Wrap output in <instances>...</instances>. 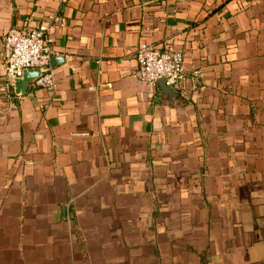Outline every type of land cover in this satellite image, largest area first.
<instances>
[{
  "label": "crops",
  "instance_id": "obj_1",
  "mask_svg": "<svg viewBox=\"0 0 264 264\" xmlns=\"http://www.w3.org/2000/svg\"><path fill=\"white\" fill-rule=\"evenodd\" d=\"M55 15L56 88L5 93ZM142 43L202 84L140 83ZM0 264H264V0H0Z\"/></svg>",
  "mask_w": 264,
  "mask_h": 264
},
{
  "label": "built area",
  "instance_id": "obj_2",
  "mask_svg": "<svg viewBox=\"0 0 264 264\" xmlns=\"http://www.w3.org/2000/svg\"><path fill=\"white\" fill-rule=\"evenodd\" d=\"M64 25V20L55 15L51 20L27 28H11L4 39V68L8 78L2 90L10 94L27 69L40 68L41 74L34 82L44 88L55 89L57 78L52 64L54 54L53 28ZM138 80L148 88H154L161 79L174 89H184L186 83L202 84V72L195 69L187 72L183 50L168 45L160 49L151 43H142L136 49Z\"/></svg>",
  "mask_w": 264,
  "mask_h": 264
},
{
  "label": "water",
  "instance_id": "obj_3",
  "mask_svg": "<svg viewBox=\"0 0 264 264\" xmlns=\"http://www.w3.org/2000/svg\"><path fill=\"white\" fill-rule=\"evenodd\" d=\"M56 57H54L55 59ZM41 74L40 68L27 69L24 75L16 80V91L18 93H25L30 82L34 81ZM159 84L162 86L164 92L168 94H176V90L166 83V79H161Z\"/></svg>",
  "mask_w": 264,
  "mask_h": 264
}]
</instances>
